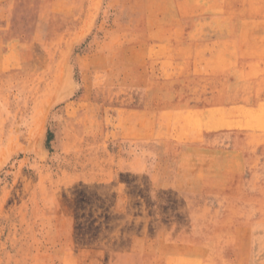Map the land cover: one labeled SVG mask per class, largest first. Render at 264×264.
<instances>
[{"label":"rangeland","instance_id":"374dc122","mask_svg":"<svg viewBox=\"0 0 264 264\" xmlns=\"http://www.w3.org/2000/svg\"><path fill=\"white\" fill-rule=\"evenodd\" d=\"M144 258L264 264V0H0V264Z\"/></svg>","mask_w":264,"mask_h":264},{"label":"crops","instance_id":"0c3cea01","mask_svg":"<svg viewBox=\"0 0 264 264\" xmlns=\"http://www.w3.org/2000/svg\"><path fill=\"white\" fill-rule=\"evenodd\" d=\"M146 251V249L144 248V252L142 253V255H146V254H148L147 252H145ZM114 255H115V253H112V258H114ZM142 255H141V258H142ZM150 255V254H149ZM116 258V257H115ZM138 258H140V256H137L135 259H138ZM134 259V260H135ZM146 258H144V259H142V264H146ZM113 264H120V263H113Z\"/></svg>","mask_w":264,"mask_h":264}]
</instances>
